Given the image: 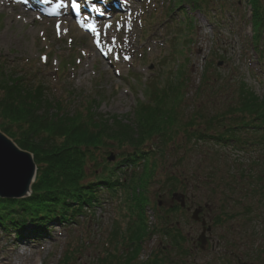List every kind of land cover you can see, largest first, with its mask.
I'll return each instance as SVG.
<instances>
[{
	"label": "rangeland",
	"instance_id": "obj_1",
	"mask_svg": "<svg viewBox=\"0 0 264 264\" xmlns=\"http://www.w3.org/2000/svg\"><path fill=\"white\" fill-rule=\"evenodd\" d=\"M36 1L54 5L58 0ZM87 2L98 9L79 19L70 14L47 18L30 10L31 20L25 21L15 0L0 8V130L8 128L25 138L27 126L20 118L28 107L36 112L30 128L49 124L46 132L52 126L44 117L53 112L68 114L64 116L72 119L70 124L81 121L86 129H91L99 112L107 115L109 123L116 117L129 125L151 121L152 110L137 108L150 91L143 85L164 84L160 113L152 115L156 122L151 133L146 132L151 137L144 145L154 150L138 165L126 168L125 188L112 194L100 187L99 203H89L79 216L71 218L53 202L43 204L64 199L49 187L54 195L0 198L4 216L8 212L6 216L25 219L36 209L29 205L40 203L38 209L59 214L44 223L35 218L24 228L0 224V258L8 264H32L38 257L41 264H98L104 253L126 254L128 249L123 244L118 247L113 236L130 233L141 237L136 261L151 254L159 264H238L233 253L241 261L264 262V144L259 133L249 137L252 133L240 132L248 144H218L192 133L203 132L207 118L235 107L240 89L264 101V48L259 52L250 43V1L205 0L198 6L189 0ZM65 8L70 11L69 0ZM93 18L104 22L96 24L95 33L89 28ZM236 107V113L246 115L245 107ZM116 139H106L109 145L92 150L83 182L105 178L108 168L124 165H117L122 162L121 152L131 153L133 146ZM55 140L61 145L64 138ZM173 190L192 193L200 205L208 200L207 223L212 226L204 249H195L201 225L191 218L193 210H166ZM61 210L71 220L62 217ZM136 214L138 230L132 232L131 216ZM177 220L178 231L166 226ZM161 227L167 235L159 233Z\"/></svg>",
	"mask_w": 264,
	"mask_h": 264
},
{
	"label": "trees",
	"instance_id": "obj_2",
	"mask_svg": "<svg viewBox=\"0 0 264 264\" xmlns=\"http://www.w3.org/2000/svg\"><path fill=\"white\" fill-rule=\"evenodd\" d=\"M249 1L252 8L250 20L254 34L253 44L258 46L260 49L259 43H264V0ZM262 48H264V46ZM37 88L42 89L39 85ZM164 89L165 88L161 87L152 88L148 93L149 101L146 104H138L137 108L140 110H152L150 112L151 121L140 120L135 124L132 123L135 125V129H133L131 123V125L124 123L117 117L109 123L107 115L105 116V114L100 112L96 114V118H92L94 122L90 124L91 129H86L81 121L77 124H70L72 119L67 117L68 114L56 113L60 115L59 117L55 114V112H53V115L44 117L46 122H51L50 126H52V130L46 132L45 127L49 124L44 126L43 123H41L37 124L35 128H30L35 124L34 116L36 112L33 107H28L29 102H27L25 105L28 107L29 111H26L25 116L23 114V117L20 118L22 123L27 126V129L25 130V138L22 136L18 137L8 128H1V130L14 139V141L21 148L27 149L33 153L37 166V173L35 181L31 185L32 193L30 198L43 196V194L39 195V193L49 192V187L54 191V194L56 193V196L58 194L63 196L64 199L63 201H60V198L56 199V201L53 199L44 200V202H42L43 204L53 202L54 205H59L65 210L69 208L74 214H77L83 206L98 201L99 198L96 192L100 187H104L109 192H114L118 187L125 188V182L128 179V174L125 173L126 168L138 165L140 161L145 160V157H148L149 153L151 154L154 150V148L152 149L151 147L147 149L144 148L145 143L151 137V134H146V132L149 131L151 133V130H153V124L156 122V118L154 117L155 115H152L154 113H160V108L158 106L160 99L159 94L164 93ZM240 90L239 97H241V99L237 101L235 107L228 108L218 115L207 118V121L205 122L206 127L202 130L203 132H192L194 135H197V133L201 134V136L196 138H202L204 140L210 139L218 144H225L227 142L234 141L240 144H245L248 141H245L242 137H240V132L245 131L246 134L252 133L249 135V137H251L252 135H258V132L260 131L261 133H259V137L260 140H262L261 143L264 144V101L257 100L255 95L247 90ZM38 93L40 94V92ZM254 100H257L258 103H255ZM152 101H154L155 105L151 104ZM248 102H253L254 105H252L256 108H252V105L247 104ZM236 106L245 107L246 115H243L240 112L236 113ZM16 112L18 113L17 110ZM16 112L12 113L18 115ZM201 114L202 113H200V118H202ZM41 118V115H38V119ZM56 136L64 138L61 145L55 140ZM115 137H119V139H116ZM106 139H116L117 141L126 142L129 146H133V151L131 153L121 152V156H123L121 159L122 162H117V165L119 163L124 165L121 167L120 164L119 166L121 168L119 169H115L116 165L108 168L109 171L107 177L104 178V176H95L92 180L83 182L85 177L84 168H86L88 160H91L90 158L93 154L92 150L109 145L108 142H106ZM255 139L257 140V138ZM92 161H96V158ZM115 171L117 172L115 173ZM120 175H124L125 177H121ZM49 194L54 195L53 192H49ZM59 202L61 203L59 204ZM40 205L41 203L29 205L36 207V209L32 214L27 215L39 218L40 220L49 216H52L53 218L57 216L56 211L47 210L44 212L42 208L38 209L37 207ZM65 210H61V215H63V211ZM4 213H6L5 216L0 212V220L2 221L8 217L6 215H10L8 212ZM12 216L14 217L11 218ZM12 216L9 217L10 220H14V218L19 217L17 214ZM136 231L137 230H135V232ZM130 237L131 244L135 239L138 246L141 237L138 238V235H136V237L135 235H130ZM136 252L137 248L135 246L132 248V252L126 254L124 260L130 261L134 259L136 257ZM65 257H68V255ZM102 262L103 260H101L100 263L103 264Z\"/></svg>",
	"mask_w": 264,
	"mask_h": 264
},
{
	"label": "water",
	"instance_id": "obj_3",
	"mask_svg": "<svg viewBox=\"0 0 264 264\" xmlns=\"http://www.w3.org/2000/svg\"><path fill=\"white\" fill-rule=\"evenodd\" d=\"M113 159V156L109 157ZM36 166L32 153L21 149L11 138L0 130V197L21 198L30 194V186L35 177ZM199 208L195 209L192 217L198 219ZM202 231L198 236L200 247L206 240L205 227L202 220ZM241 264H256L242 262ZM264 264V263H259Z\"/></svg>",
	"mask_w": 264,
	"mask_h": 264
},
{
	"label": "flooded vegetation",
	"instance_id": "obj_4",
	"mask_svg": "<svg viewBox=\"0 0 264 264\" xmlns=\"http://www.w3.org/2000/svg\"><path fill=\"white\" fill-rule=\"evenodd\" d=\"M196 198L197 197H195V195L192 196V193H190L189 195H186L182 191L173 190L171 192L170 196H169V204H168V207L166 208V210L169 209L170 211H172V210H174V208H178L179 211H185V212L187 211V212H189L191 209L195 210V209L199 208V211L197 213V216H198L199 219L198 220H196V219L194 220V218H192V216H191V218L193 219V221L199 223L200 225H201L202 220H206V224H208L207 223V221H208L207 215H208V212L211 211V207H209V205H208L209 204L208 200L205 199L206 201L202 205H200V204L197 203ZM190 202L192 203V205L190 204ZM157 204L159 205V207H161L163 205L162 199H160ZM172 214L173 213H171V212L169 214L168 213L166 214V216H165L166 221H168L167 219L170 220ZM173 225H175L178 228L179 221L177 220L174 223L169 221L166 224L167 227L168 226L171 227ZM209 225H211V224H209ZM208 237H209V235L206 236L205 243L208 241ZM194 243H195V249H197L198 248V246H197L198 244H197L196 241H194ZM230 254L231 253H229V255ZM232 255H233L234 258H236V261H237L238 260L237 256L235 254H233V253H232Z\"/></svg>",
	"mask_w": 264,
	"mask_h": 264
},
{
	"label": "bare ground",
	"instance_id": "obj_5",
	"mask_svg": "<svg viewBox=\"0 0 264 264\" xmlns=\"http://www.w3.org/2000/svg\"><path fill=\"white\" fill-rule=\"evenodd\" d=\"M45 1V0H44ZM40 2H42V1H39V3ZM9 5V0H0V8H5V7H7ZM30 5L32 6V7H35V5H36V2L35 1H33V0H31V3H30ZM59 5V6H58ZM87 6L89 5V4H86ZM27 6H28V4H27ZM56 6H58L59 7V9H60V11H61V13L62 14H64V13H67V11L65 10V6H66V0H60V1H58V3L56 4ZM21 10H23L24 11V14H22V16H23V18L25 19V21H28V20H31V13H28V11H30V8L29 9H26V8H21ZM92 12H95V11H92ZM90 18V17H89ZM27 19V20H26ZM69 23V21H68V19H67V24ZM99 25V24H98ZM63 26H65V25H63ZM102 63L104 64L105 63V61H102ZM26 242H29V240H27ZM24 252V251H23ZM41 260H40V258L38 257L37 258V260H35L32 264H39V262H40ZM0 264H8V260L5 258V257H2V258H0ZM14 264H18V263H14ZM40 264H41V262H40Z\"/></svg>",
	"mask_w": 264,
	"mask_h": 264
},
{
	"label": "snow or ice",
	"instance_id": "obj_6",
	"mask_svg": "<svg viewBox=\"0 0 264 264\" xmlns=\"http://www.w3.org/2000/svg\"><path fill=\"white\" fill-rule=\"evenodd\" d=\"M58 6H59V5H58ZM72 7H73V9H75V8L78 7V5H76L75 3H73V4H72ZM58 28H59V26H58ZM89 28H90V30H91L93 33L96 32V28H95L94 25H90ZM125 59H127V57H125Z\"/></svg>",
	"mask_w": 264,
	"mask_h": 264
}]
</instances>
